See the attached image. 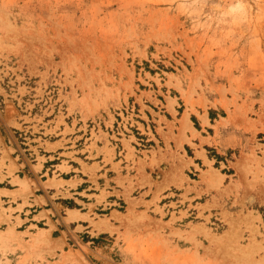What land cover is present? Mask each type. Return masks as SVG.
<instances>
[{"label":"rangeland","instance_id":"1","mask_svg":"<svg viewBox=\"0 0 264 264\" xmlns=\"http://www.w3.org/2000/svg\"><path fill=\"white\" fill-rule=\"evenodd\" d=\"M187 124L211 169L182 164ZM10 130L13 153L74 138L114 169L94 200L0 190V264H264V0H0Z\"/></svg>","mask_w":264,"mask_h":264},{"label":"crops","instance_id":"2","mask_svg":"<svg viewBox=\"0 0 264 264\" xmlns=\"http://www.w3.org/2000/svg\"><path fill=\"white\" fill-rule=\"evenodd\" d=\"M187 125L189 128L185 131V133L181 134V138L184 139L187 137L192 140V143L195 144V146H193L195 147L193 149L195 155L192 157L189 155L184 156L182 159V164H186L189 168H194L195 170L201 169L202 165L209 164L210 167L208 169H211L214 162L209 157L208 151L205 149V147H200L201 137L206 138V136H204L201 132L200 135H198L199 132L197 129H194L192 126H190V124ZM0 133L4 144H6V146L9 148L7 150L8 156H6L4 162L0 164V183L5 184L0 186V190L5 191V193L17 190L21 191L27 186L32 188L33 183H36L38 188L43 189L44 192L49 193L51 190H58L61 188H65L69 191L75 189L79 190V192L83 193L90 200H94L96 196L102 194L99 191H94L95 189L100 190L99 187L102 188V185L99 187L97 186L96 181L99 182V177H104V175L109 178L108 172L106 174L104 172V169H106L107 166L109 170L114 169L110 161L106 162L107 166L105 165V152L103 150H100L99 158H95L94 160L88 159V157H91L89 154V149L85 148L84 146L79 147V145L75 143V140V146H73L70 141H72L74 138H71L69 141H65L61 138V136L57 139H52L49 141L51 145L50 147H47L46 145L43 146V149L46 151V153L42 154L37 148V152L32 153L33 158L31 159L27 154L24 155L22 153L19 154L12 152L16 146L14 143L10 144V142H13L12 137H15L14 134H12V130L7 132L6 136L3 134V132L0 131ZM193 134L195 135L194 137ZM183 143V146L186 144H191L188 140H185ZM207 143L208 142H203L202 144L205 145ZM98 147H100L99 144ZM96 151V149H93V157H96ZM55 153H59V156H56ZM81 153L84 155V157L81 156ZM42 155H44V159L40 160L39 158L42 157ZM2 157L3 152L1 149L0 158ZM258 157L262 159L261 171L264 178V155H260L258 153ZM54 159H58V162L51 163L50 167H47V163L54 161ZM197 160H200L201 162H198ZM113 163H115V161H113ZM26 167H29L31 174L23 176L19 174V172L24 171V168ZM63 167H67L68 169ZM44 170L48 171L46 172ZM95 176L96 181L93 180V177ZM225 180L227 179L225 178ZM8 184H11L12 186L8 187ZM255 188L257 191V195L255 196L256 199L261 201L264 200V183L257 184ZM250 189H254L251 183L245 186L243 184H233V187L231 188V194L235 196L236 193H239V195L242 196L245 191H251ZM24 191H22V193ZM208 193L209 192H207V194ZM204 194H206V192L203 193V195ZM21 196L22 195H19L18 198L20 199ZM31 199L34 200L33 198H30V200ZM30 200L28 201L27 205L23 206V210L27 209L28 205H32V207L35 206L36 202H31ZM78 201L79 203H83L85 207L89 205V203L84 201ZM208 201L212 204L214 202L212 197L209 198ZM217 201L221 200L217 199ZM101 204H104V201H102ZM69 210L74 211L73 213L79 211L78 208H71ZM77 213H79V215H84L81 210ZM78 219V221L85 220L84 216H81Z\"/></svg>","mask_w":264,"mask_h":264}]
</instances>
